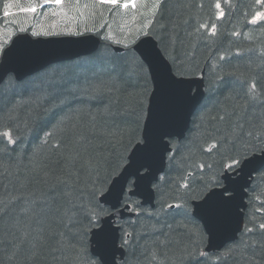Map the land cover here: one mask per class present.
I'll use <instances>...</instances> for the list:
<instances>
[{
  "label": "snow or ice",
  "instance_id": "1",
  "mask_svg": "<svg viewBox=\"0 0 264 264\" xmlns=\"http://www.w3.org/2000/svg\"><path fill=\"white\" fill-rule=\"evenodd\" d=\"M66 2L70 0H43L45 5H64ZM75 2L78 4L80 0ZM93 3L123 9H137L138 5L141 9L146 8L140 12L144 22L136 29L132 39L125 42L114 40L112 36L104 37L110 42L123 44L126 49L119 64L112 69L110 82H123L137 89V102L132 109L136 114V126L123 129L121 125L127 123L128 110L105 105L103 114L107 123L101 134L109 146L117 143L122 148V151L107 154L101 151V145H94L77 124L70 123L69 116L59 117L50 126L34 123L29 127L25 123V129L35 140L29 160L34 165L33 171L42 173L46 187L39 195L35 192H29L27 196L23 193L11 197L0 195V251L11 248V255H6L8 261L23 256L20 264H34L45 251L51 253L54 259L56 254L67 259L64 253L71 251L75 256L72 264H116L119 239L121 264H129L126 249L133 234L125 231L118 237L117 231H122V226L113 227L108 218L118 216L120 206L139 215L137 209L141 204L133 197L143 194L141 187L145 181L156 178L149 158L154 159L158 155L163 160L165 152L169 153V167L180 172L181 179L169 192L161 190V182H169L165 175L150 184L148 195L159 194L160 208L159 212L147 215H164L184 226L198 219L211 237L227 226L236 184L232 177L245 172L249 176L258 172L264 177V86L258 84L259 77L248 79L235 71L213 65L212 75L205 85L203 72L196 75L198 64L194 52L187 50L183 41H177L180 24L189 21L169 19L163 22L171 0H93ZM256 3L264 4V0H256ZM39 6L33 3L19 10L35 13ZM11 7V3L4 5L5 16L9 15L7 10ZM214 7L220 10L218 19L225 15L220 2H216ZM262 18L264 13L258 11L250 23L255 24ZM201 29H208L212 36L217 34L215 24L209 28L201 23L195 33ZM141 35L151 36L160 47L157 48L150 40H142L138 44ZM261 55L264 56V52ZM219 60H225V56H220ZM65 92L73 99L79 93L82 101L101 103L105 95L104 88L92 84L87 77L84 85L66 89ZM62 95L64 93L58 89L48 93L52 102L46 111L54 112L65 105L68 97L64 95L60 98ZM226 102H232L231 109ZM237 108L242 111L237 113ZM193 112L196 129L193 139L202 135L210 137L212 142L209 146L203 148L201 145V148L203 152H214L215 155L211 157V163H196L188 170L184 166L185 158L181 157L177 162L169 144L171 138L178 135L176 129L181 127L185 114ZM4 129L0 131V143L4 144L0 153H7L9 145L18 147L24 135L19 125H6ZM129 148H134L132 159L120 172L126 158L124 153ZM11 151H16V148ZM175 151L178 153L179 148ZM44 161L60 165L59 170H45L49 165ZM11 174L8 172V175ZM224 180L230 183L225 185ZM25 186L24 183L20 185L21 188ZM217 186H221L222 191L212 190ZM254 199L259 201L260 197L254 196ZM169 200L174 202L169 203ZM255 212L264 213V208H257ZM167 227L171 229L172 225ZM164 235V240L157 238L153 244H166L168 234ZM194 235L203 242V231ZM233 244L235 247L218 249L215 253L211 248L194 247L186 250L181 259H186V264H228L238 252L250 251L252 257L258 254L264 256V221L253 222L252 227L246 226L242 237L234 240ZM152 259H156L155 252H152Z\"/></svg>",
  "mask_w": 264,
  "mask_h": 264
},
{
  "label": "trees",
  "instance_id": "2",
  "mask_svg": "<svg viewBox=\"0 0 264 264\" xmlns=\"http://www.w3.org/2000/svg\"><path fill=\"white\" fill-rule=\"evenodd\" d=\"M12 1L17 0H0V16L4 14V5ZM216 2L221 3L225 13L219 19L217 13L220 10L214 7ZM182 4H190L191 6H177ZM113 11L109 12L106 22L102 24L103 26L94 31L103 37L100 48L95 53L69 62L56 63L22 81H17L9 76L0 87V131L5 130L4 126L6 125H19L24 132L22 142L18 147L9 145L7 153H0V195L11 197L23 193L27 196L29 192H35L39 195L40 191L46 187L42 181V173L34 172V165L29 160L35 140L34 136L25 129L26 122L29 127L34 123L40 126L45 124L50 126V123H54L59 117L69 116L71 117L69 122L77 124L94 145H101V151L107 154L117 150L122 151L121 146L117 143L109 146L101 134V129L107 123L103 109L105 105L109 104L117 109L128 110L127 123L121 125L123 129L135 128L136 126V114L132 109L137 102L135 96L137 89L123 82H110V77L113 75L112 69L119 64L120 58L124 54V52H114L111 49L112 42L104 39L109 29V20L113 17L111 14ZM258 11L264 12V4H257L256 0H186L185 2L171 0L168 11L164 13L165 20L163 22L166 23L169 19L178 21L187 19L189 21L187 24H180L177 41H183L187 50L194 52L195 61L198 64L196 75H200L202 69L206 67L205 85L207 79L212 75L213 65H220L225 70L235 71L238 75L248 79L257 76L259 77L258 84L264 86V56L261 55L264 52V18L257 20L255 24L250 23ZM6 21V18L2 19L1 23L4 24ZM12 22L13 20L10 21L11 24ZM201 23L207 24L209 28L215 24L217 34L215 36L210 35L208 29H201L199 33H195V29ZM189 33H193V35H188ZM233 33L238 35H233ZM179 48L180 45L177 43V50ZM220 56H225V60H219ZM85 77L92 84L104 88L105 95L102 103L82 101L79 93H76V98L73 99L71 95L65 92L66 89L84 85ZM54 89H58L67 95L68 102L54 112L46 111L51 107L52 102V98L47 94L53 92ZM64 95L60 98H64ZM226 103L231 109L232 102ZM235 111L240 113L242 110L237 108ZM194 119L195 116L185 139L181 142L173 141L171 143L176 161L179 162L181 157H184V166L188 170H191V165L196 163L204 161L211 163V157L215 155L214 152L211 154L203 152L201 148V145L203 148L209 146L212 142L210 137L202 135L193 139L196 134L193 125ZM108 126L110 127V124ZM3 147L4 144L0 143V148ZM12 148H16V151H11ZM176 148H179L178 153L175 151ZM132 149L129 148L128 152L124 153L126 158L119 171L126 165ZM44 163L49 165V168L45 170H59L60 165H54L51 161H44ZM169 164L168 158L164 175L169 178V182L167 184L161 182L163 192L171 191L182 175L175 168H170ZM6 169L7 171H5ZM8 172L12 174L8 175ZM22 183L26 184L23 188L20 187ZM248 191L246 226L252 227L253 222L258 224L264 221V213L255 212L257 208H264V177L258 174ZM156 195L157 201L154 210L149 209V207L138 208L137 219H125L120 222L123 229L122 235L125 231L133 234L126 249L129 264H186V259L182 260L181 257L185 255V251L188 249L205 248L206 234L202 243L194 235L198 231L204 232L202 225L197 220L184 226L178 225L170 217L164 215L149 217L147 213L159 212L160 199L159 194ZM257 195L260 197L259 201L254 199V196ZM168 202L174 201L169 200ZM168 224L172 225L171 229L167 227ZM165 233L168 234V242L164 245H154L153 240L157 238L164 240ZM242 235L243 233L239 239ZM227 247H235V245L232 243ZM152 252L156 253V259H152ZM6 255H11L10 247L0 251V264H20V261L23 260V256H20L8 261ZM64 257L67 259L56 254L54 259L51 253L45 251L34 264H72L75 258L71 251L65 252ZM228 264H264V256L258 254L252 257L250 251H245L243 254L238 252L229 259Z\"/></svg>",
  "mask_w": 264,
  "mask_h": 264
},
{
  "label": "water",
  "instance_id": "3",
  "mask_svg": "<svg viewBox=\"0 0 264 264\" xmlns=\"http://www.w3.org/2000/svg\"><path fill=\"white\" fill-rule=\"evenodd\" d=\"M142 40H150L152 44H155L159 48V44L151 36L141 37L137 42L138 44ZM101 44L99 37L93 34L81 35L79 36H53V37H38L34 38L28 33L18 34L11 40V44L2 53V58L0 61V86L5 81L9 74H14V78L18 81H22L25 78L32 76L45 68L60 62L71 61L83 56H88L97 51ZM116 52L123 51L122 48L116 46L113 48ZM203 74L205 76V68L203 69ZM199 83V81H197ZM205 83V81H204ZM193 91H196V83L193 84ZM195 113H186L184 117V122L181 127L176 129L178 135L172 137L178 140H183L185 138L187 131L190 128L192 118ZM168 139V138H166ZM170 147V145H169ZM132 149L128 159V163L132 159ZM168 153H164V159H159L157 155L154 159L149 158V162L152 163L153 170L155 172V179L150 178L149 181H145L144 185H149L145 187L142 185L141 191L142 195L137 196L141 199L142 205L154 206L155 193L153 195H148L150 189V184L156 182L159 175L162 174L166 168ZM128 163L124 166L126 167ZM123 171V169H122ZM120 171V172H122ZM143 173V170H142ZM258 172H252L251 176L247 172L240 174L239 176H233L232 179L236 181L234 185L235 191L232 193L233 199L229 206L227 226L218 231L215 237L208 235V244L206 248H211L212 252L218 249L224 248L228 243L233 242L237 239L238 234L242 231L244 225V213L241 209L246 208L245 198L247 197L246 189L250 187L252 179ZM134 179V178H133ZM225 185L229 184V180H224ZM214 191H222L221 189H214ZM119 215L113 218H108L111 221L113 227H116L115 220L125 219L127 217L135 218L136 214L131 212L127 208L118 207ZM200 221V220H199ZM202 224L203 222L200 221ZM204 226V224H203ZM204 230L206 228L204 227ZM120 231H117V236L120 237ZM207 232V230H206ZM119 239L117 240L118 250L116 252V264H119L117 257L120 258L119 250Z\"/></svg>",
  "mask_w": 264,
  "mask_h": 264
},
{
  "label": "rangeland",
  "instance_id": "4",
  "mask_svg": "<svg viewBox=\"0 0 264 264\" xmlns=\"http://www.w3.org/2000/svg\"><path fill=\"white\" fill-rule=\"evenodd\" d=\"M39 1H41V4L38 3ZM179 1L185 2L186 0ZM33 3L40 5L35 13L23 12L21 14H24L22 16L25 18L23 20H15L17 26L22 28V30L31 27L33 28L32 33L45 34L43 36H50L51 34L76 35L75 33L78 32H92L102 27V24L108 18L109 12L114 10L111 13L113 17L109 20V29L105 36H112L114 40H123L125 42L135 36L136 29L144 22V18L140 15V12L146 10V8L141 9L139 5L137 9H132L131 7L123 9L118 6L95 4L93 0H80L78 4L75 0H70V2H66L64 5L49 4L43 11H40L43 0H22L12 2V7L8 9V12L10 14L16 12L18 15L21 12L19 10L21 7H30ZM85 4H88L89 7L85 8ZM34 14L37 17L36 20L33 19ZM12 16L14 17V15ZM133 17H135V20H133ZM16 24L0 26V48L2 50L14 35Z\"/></svg>",
  "mask_w": 264,
  "mask_h": 264
}]
</instances>
